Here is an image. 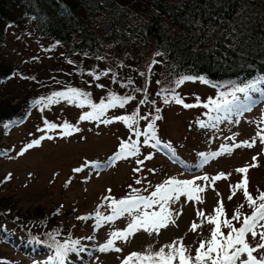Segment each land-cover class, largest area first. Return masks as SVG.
Masks as SVG:
<instances>
[{"label": "rangeland", "instance_id": "1", "mask_svg": "<svg viewBox=\"0 0 264 264\" xmlns=\"http://www.w3.org/2000/svg\"><path fill=\"white\" fill-rule=\"evenodd\" d=\"M18 44L23 47L22 43ZM5 84L1 87L5 95L12 93L11 96L18 97L28 91L26 84L18 80L11 79ZM151 84L155 86L154 81ZM212 85L197 79L186 81L176 89L185 103L198 105L193 108L186 109L174 102L166 105L160 100L154 109L141 105L140 110L145 115L155 111L156 107L161 108L159 115L162 119L156 121L157 138L161 145L157 147L152 146L153 141L143 144V136L137 137L123 120L117 119L118 112L130 108L110 109L100 121L80 120L81 107L63 100L47 108L43 104L25 108L17 118L8 120L6 130L0 129V196L17 201L16 207L24 214V219L33 215L37 207L50 212L59 210V219L66 222L65 229L75 232L64 242L79 240L78 247L85 249L69 253L65 264H122L133 252H155L174 241H182L189 254L195 256L200 242L210 239L214 225L209 224L207 218L217 215L215 209L221 202L224 207L221 220L231 219L239 209L241 220L232 221L234 227L241 226L242 212L251 215L243 189L235 186L246 180L249 193L254 192L257 186H264V143L257 135L258 132L264 135V91L250 93L251 100L237 93L240 98L238 106L247 107V111L216 113L204 108L202 102L194 103L193 100V95L204 100L213 92ZM260 87L264 89V84ZM216 115L221 116V120L213 127L209 117ZM153 116L150 114L149 120ZM45 119L49 123L53 121L58 127L45 129ZM104 119L112 122L104 123ZM62 120L72 125V130L64 129ZM199 121H204L209 127L201 128ZM145 128L137 130L143 132ZM68 131L69 135L63 134ZM41 136H51L52 139L41 140L38 146L19 155L28 143ZM131 139L140 142L137 156L114 159L121 144L131 142ZM245 141L253 146L234 147ZM164 144H170L171 150L163 147ZM225 146H229L231 151H225ZM213 153L221 154L214 158ZM253 157H256L255 161ZM137 160H143V163L139 164ZM253 164L257 166L253 167ZM241 167H248L249 171L239 173L237 169ZM76 168L82 171L75 172ZM221 173L223 177L213 182L212 178ZM205 175L209 177L208 181H195L205 189L197 193L200 201L181 197L180 201L169 205L175 222L169 223L167 228L160 229L159 233L141 229L127 241L116 240L114 247H119L120 252L98 251L112 238L113 231L125 230L132 220L125 214L98 225L96 212L99 211L101 216L112 215V208L109 207L112 200L126 199L135 194L148 197L157 186L169 179L193 180ZM136 180L141 183L137 184ZM146 211H159V206ZM199 211H203L204 216H199ZM82 216L91 219H78ZM3 220H0V227L3 224L0 232L6 235L0 243V264H58L52 247L37 241L27 244L24 238L27 233L15 229L14 224L3 223ZM193 224L197 225L195 230ZM222 231L227 235L229 229L222 227ZM247 240L255 246L259 236L253 239L249 234ZM254 255H264V249Z\"/></svg>", "mask_w": 264, "mask_h": 264}, {"label": "trees", "instance_id": "2", "mask_svg": "<svg viewBox=\"0 0 264 264\" xmlns=\"http://www.w3.org/2000/svg\"><path fill=\"white\" fill-rule=\"evenodd\" d=\"M109 69L99 80L89 74ZM186 74L218 86L204 100L193 95L200 104L264 76V0H0V129L25 108L40 107L35 100L68 87L88 92L93 104L107 103L111 93L132 95L135 100L124 107L130 109L116 115L131 116L139 108L138 116H144L139 101L155 100L144 104L154 109L163 101L157 93L174 88ZM11 79L26 84L27 93L2 94ZM137 87L146 91L135 92ZM89 111L87 103L80 110ZM150 121L140 120L134 128ZM254 190L255 198L264 186ZM16 202L0 196V220L25 231L27 244L39 241L55 251L57 243L74 236L58 209L37 207L24 219ZM5 235L0 232V243Z\"/></svg>", "mask_w": 264, "mask_h": 264}, {"label": "snow or ice", "instance_id": "3", "mask_svg": "<svg viewBox=\"0 0 264 264\" xmlns=\"http://www.w3.org/2000/svg\"><path fill=\"white\" fill-rule=\"evenodd\" d=\"M156 55L160 56L161 53L158 51ZM69 63L72 62L69 61ZM153 63L155 64L156 61H153ZM109 72H111V69L101 72L98 75L94 73L89 74L93 75L95 80H99L101 75L108 76ZM141 75L144 74L141 73ZM25 78L27 79V77ZM197 79L204 84L212 83L205 76L186 74L176 80L174 88L161 90V92L157 93V95L163 96V103L166 105L170 102H174L177 105H182L186 109L196 107L198 105L185 103L184 99L180 96L176 89H178L186 81H195ZM113 82H116L115 78H113ZM131 83L132 81L129 80L128 84ZM261 84H264V76H260L249 81L243 87L233 86L230 92H220L219 95L221 99L219 101L209 100L208 103L203 105V107L208 108L211 112L226 114H230L234 110L247 111V107L241 108L238 106L240 98L237 93H242L246 99L251 100L252 97L249 95L250 93H260L264 91V89L260 87ZM97 86L104 87L103 85ZM212 86L218 87L215 84ZM142 90L146 91V89H142L140 87L134 89L135 92H141ZM229 96L231 99L227 98ZM89 97L90 94L86 91H81L76 87H68L66 91H56L46 98L41 97V99L35 100L34 104H43L44 107L47 108L48 106L54 103H59L63 100L69 104H77L79 107L83 108L87 103L92 108V111L85 112L82 116H80V120L100 121L105 116L107 109L116 107L123 109L129 101L135 100V97L129 94L116 95L115 93H111L107 98V103L101 101L99 104H93ZM198 99L199 98H197V100ZM149 102L152 104L156 103L155 100L148 101L147 99H141L139 104L143 105ZM160 112L161 108L156 107V115L152 117L143 132L135 129L134 125H136L140 120H149L150 114L138 116L139 108H137L131 116H120L117 117V119L123 120L130 129L135 131V135L137 137L143 136V144L147 145L150 141H153L154 143L152 146L157 147L161 145V141L157 138L156 133V121L162 119V116L159 115ZM209 120L213 122L212 126L214 127L215 122L221 120V116H210ZM103 122L111 123L112 121L104 119ZM198 123L201 128L209 127V124L204 121H199ZM44 125L45 129L48 130H54L58 127V125L49 123L46 119L44 120ZM4 127L8 128L9 124H4ZM62 127L64 129L72 130V125L67 122H65ZM45 129H38V131H44ZM76 130L78 131V129ZM63 134L69 135L70 131L64 132ZM257 135L260 136L261 143H264V135H261L259 132ZM44 139L51 140L52 137L41 136L39 139H34L31 143H28L25 146L19 155L22 156L28 149L38 146L41 143V140ZM254 142L255 140H253V143ZM139 143L140 142L138 140L122 143L120 151L116 154L114 159H126L129 156H137L139 152ZM242 146L252 147L253 144L245 141L243 144L234 145L236 148ZM163 147L169 150L172 148L170 144H164ZM225 151H231V148L229 146H225ZM220 154L221 153H213V157L215 158V156ZM146 158L151 159V157ZM252 159L255 161L256 157H253ZM205 162H207L206 157ZM137 163L142 164L143 160H137ZM252 166L256 167L257 165L253 164ZM97 167H99V165H97ZM74 171L81 172L82 169L76 168ZM237 171L239 173L246 174L249 169L248 167H241L238 168ZM222 177L223 173L213 177L212 181L214 182L216 180H220ZM196 180L208 181L209 177L205 175L203 177L197 176L193 180L169 179L164 184L157 186L156 190L148 197L135 194L126 199L112 200V203L109 205V207L112 208V215L101 216L99 211L96 212L98 225L101 223L111 222L116 218L124 216L125 214L132 217V220L127 225L125 230L113 231L111 233L112 238L107 240L105 244L101 245L98 251L120 252L121 249L119 247H114L116 240L127 241L132 235L141 229L149 233H159L160 229L167 228L169 223H174L175 221L172 219L173 214L169 210V205L180 201L181 197H186L189 201H200V196L197 195V193H201L205 189L204 187L196 184ZM136 183L140 184L141 181L136 180ZM235 187L237 189H243V194L247 200L248 207L252 209L251 215H243L240 227H234L232 223V221L241 220V213L239 212V209L231 219L224 218L221 220V217L224 216V207L221 202L215 209L217 215L215 217L207 218V222L214 225V228L210 233V239L200 242L199 248L196 249L195 256L189 254V250L183 245L182 241H174L171 244L160 247L159 250L155 252H152L151 250L144 253L133 252L123 260L122 264H132L133 261H135V264H264V255L259 257L254 255V253H258L259 250L264 249V192H261L259 196L254 198L247 190L246 180L238 183ZM133 192H136V190L133 189ZM229 199H231V197H229ZM154 206H159V211H146V209H151ZM241 207H243V205H241ZM197 214L199 216H204L203 211H199ZM78 219L87 220L91 219V217L82 216L78 217ZM192 227L193 230H195L197 225L193 224ZM222 227L229 229L227 235L223 233ZM249 234H251L253 239L259 236V242L255 246H252L248 242L247 236ZM53 239H55L54 236ZM88 239H92V237H88ZM37 243H39V241H37ZM78 245H80L79 240H73L71 243H57L55 245L54 259L58 261V264H65L69 253H79L85 250L84 247H78ZM165 249H167V251H165ZM49 259H53V257H50Z\"/></svg>", "mask_w": 264, "mask_h": 264}]
</instances>
